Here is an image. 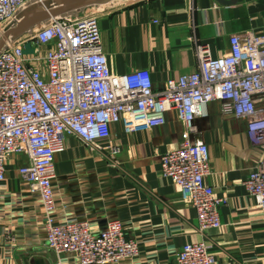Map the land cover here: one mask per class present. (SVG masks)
Instances as JSON below:
<instances>
[{
	"label": "crops",
	"instance_id": "obj_1",
	"mask_svg": "<svg viewBox=\"0 0 264 264\" xmlns=\"http://www.w3.org/2000/svg\"><path fill=\"white\" fill-rule=\"evenodd\" d=\"M115 1L96 4L92 15L102 52L115 73L147 69L154 90L195 71L199 46L215 58L228 51L233 34L264 36V0ZM246 123L222 115L218 101L206 104L194 120L195 136L208 148L211 171L205 182L226 198L220 228L200 232L195 210L161 174L159 156L177 148L182 136L172 110L164 124L149 130L127 133L121 124H110V137L97 140L99 151L67 137L53 163L57 219L87 220L94 231L118 220L139 251L117 264H176L185 243L201 241L216 264H264V220L243 186L261 151L249 142ZM21 160L8 158L0 183V264H74L46 247L39 197L17 173Z\"/></svg>",
	"mask_w": 264,
	"mask_h": 264
},
{
	"label": "built area",
	"instance_id": "obj_2",
	"mask_svg": "<svg viewBox=\"0 0 264 264\" xmlns=\"http://www.w3.org/2000/svg\"><path fill=\"white\" fill-rule=\"evenodd\" d=\"M32 1L0 0V29ZM43 24L31 35L8 37L0 48V183L8 158L21 157L17 173L39 197L48 250L74 264H117L138 255V242L125 237L118 220L94 231L87 220L57 219L54 157L69 136L99 151L97 140L110 137V124H121L127 133L149 130L164 124L170 110L182 136L177 148L159 156L161 174L195 210L200 232L220 228L226 198L205 182L211 171L208 148L196 138L194 124L213 101L222 115L246 120L247 138L261 151L243 186L264 220V36L233 34L228 51L215 58L199 46L195 71L154 90L147 69L111 70L95 17L60 15ZM176 264H216V256L204 242H188Z\"/></svg>",
	"mask_w": 264,
	"mask_h": 264
},
{
	"label": "water",
	"instance_id": "obj_3",
	"mask_svg": "<svg viewBox=\"0 0 264 264\" xmlns=\"http://www.w3.org/2000/svg\"><path fill=\"white\" fill-rule=\"evenodd\" d=\"M107 0H34L19 12L15 20L5 29L0 48L8 37L16 38L28 29L52 17L95 5Z\"/></svg>",
	"mask_w": 264,
	"mask_h": 264
},
{
	"label": "rangeland",
	"instance_id": "obj_4",
	"mask_svg": "<svg viewBox=\"0 0 264 264\" xmlns=\"http://www.w3.org/2000/svg\"><path fill=\"white\" fill-rule=\"evenodd\" d=\"M118 1L119 0H116L115 2L116 3H114V4H118ZM96 4L95 5H89V6H85V7H82V8H80V9H77V10H74V11H71V13H66V14H63V15H61V16H66V17H68V18H77V19H80V18H84V17H91L93 14H96L97 13V8H96ZM74 16V17H73ZM42 25H44V24H37V25H35L34 27H32V28H30V29H28L27 31H25V33L26 34H29V35H31V33L35 30V27L36 26H42ZM7 27V26H6ZM6 27H4V29L3 30H1L0 29V40L3 38V36H4V32H5V29H6ZM25 33H24V35H25ZM5 41H6V39H5ZM5 41H4V43H5ZM26 52H30L31 50H30V46H27V48H26V50H25ZM58 258V257H57ZM59 259V258H58Z\"/></svg>",
	"mask_w": 264,
	"mask_h": 264
}]
</instances>
